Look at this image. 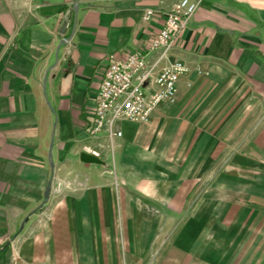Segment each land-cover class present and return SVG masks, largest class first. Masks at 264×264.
<instances>
[{"label":"crops","instance_id":"0c3cea01","mask_svg":"<svg viewBox=\"0 0 264 264\" xmlns=\"http://www.w3.org/2000/svg\"><path fill=\"white\" fill-rule=\"evenodd\" d=\"M179 2L0 0V264H264V0H203L175 102L94 132L111 60Z\"/></svg>","mask_w":264,"mask_h":264},{"label":"built area","instance_id":"2783aa9c","mask_svg":"<svg viewBox=\"0 0 264 264\" xmlns=\"http://www.w3.org/2000/svg\"><path fill=\"white\" fill-rule=\"evenodd\" d=\"M202 2L180 0L165 13L164 25L155 35L147 52L136 51L124 60H111L96 97V134L106 132L111 138L121 137L122 132L117 129L119 122L148 123L153 111L162 102H175L178 82L188 72V68L179 60L159 67L168 60L169 53L188 28ZM161 14V9L147 8L143 12V21L149 22ZM157 53L158 59L151 63L149 56ZM82 152L100 157V153L90 146H84ZM54 192L60 193L61 187L54 188Z\"/></svg>","mask_w":264,"mask_h":264},{"label":"water","instance_id":"95a60500","mask_svg":"<svg viewBox=\"0 0 264 264\" xmlns=\"http://www.w3.org/2000/svg\"><path fill=\"white\" fill-rule=\"evenodd\" d=\"M78 10H79V4L76 3L73 9H69L66 12V14H65V16L63 18V21H62V23L60 25V29H59V33L61 35L66 34V32H67V30L69 28V24H70V20H71V17H72V13L74 12L75 14H77ZM68 40L69 39H67V41ZM51 154H52V152H51ZM81 160L83 162H85V163L101 164V161L98 158H96V157H94L92 155L86 154V153H82L81 154ZM52 168L54 169V165H52ZM51 190H52V181L49 183V185L47 187V190H46V193H45V200H44V203H43L42 207H44V205L50 199ZM28 220H29V217H26V219L22 222L19 233H21L24 230V227H25V225H26Z\"/></svg>","mask_w":264,"mask_h":264},{"label":"trees","instance_id":"16d2710c","mask_svg":"<svg viewBox=\"0 0 264 264\" xmlns=\"http://www.w3.org/2000/svg\"><path fill=\"white\" fill-rule=\"evenodd\" d=\"M8 247H9V245H7V243L4 244V245H2V246L0 247V254H1L2 252H4Z\"/></svg>","mask_w":264,"mask_h":264}]
</instances>
